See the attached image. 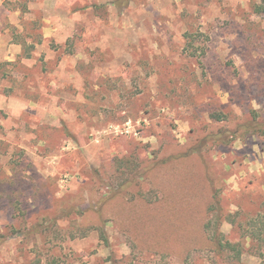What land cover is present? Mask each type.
Returning <instances> with one entry per match:
<instances>
[{
  "label": "rangeland",
  "instance_id": "1",
  "mask_svg": "<svg viewBox=\"0 0 264 264\" xmlns=\"http://www.w3.org/2000/svg\"><path fill=\"white\" fill-rule=\"evenodd\" d=\"M262 1L0 0V264H263Z\"/></svg>",
  "mask_w": 264,
  "mask_h": 264
},
{
  "label": "trees",
  "instance_id": "2",
  "mask_svg": "<svg viewBox=\"0 0 264 264\" xmlns=\"http://www.w3.org/2000/svg\"><path fill=\"white\" fill-rule=\"evenodd\" d=\"M263 3L264 0L262 1V3L255 5L254 8L256 12H264ZM216 118H219V116H217ZM246 127L248 128V125H246ZM225 219L229 222H234V220L231 219L230 217H226ZM248 223L250 230L248 231L247 236L251 238L253 241L258 242L259 244L261 243L264 244V214L261 213L258 214L256 217L252 218ZM210 238H212L214 243L217 245L218 251H225L232 253V256L235 258L240 257L241 249L239 247L240 246L239 243H234L229 240H224V235L222 233H218L217 231H213ZM260 254L264 264L263 252H261Z\"/></svg>",
  "mask_w": 264,
  "mask_h": 264
}]
</instances>
